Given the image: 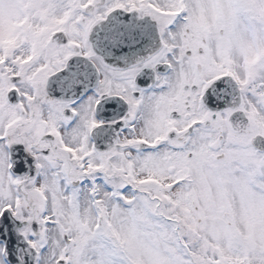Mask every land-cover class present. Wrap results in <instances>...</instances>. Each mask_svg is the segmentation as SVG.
<instances>
[{
    "label": "snow or ice",
    "instance_id": "6c2138e0",
    "mask_svg": "<svg viewBox=\"0 0 264 264\" xmlns=\"http://www.w3.org/2000/svg\"><path fill=\"white\" fill-rule=\"evenodd\" d=\"M0 264H264V0H0Z\"/></svg>",
    "mask_w": 264,
    "mask_h": 264
}]
</instances>
